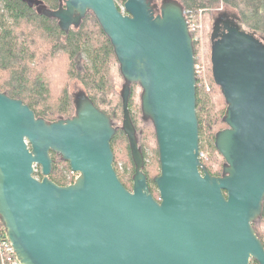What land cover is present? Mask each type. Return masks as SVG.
<instances>
[{
  "label": "water",
  "instance_id": "95a60500",
  "mask_svg": "<svg viewBox=\"0 0 264 264\" xmlns=\"http://www.w3.org/2000/svg\"><path fill=\"white\" fill-rule=\"evenodd\" d=\"M42 11L66 32L92 12L109 38L134 173L129 189L113 164L116 127L85 91L73 116L52 121L0 91V223L20 263L264 264L254 227L264 207V41L224 13L213 21L211 72L227 125L214 135L224 164L213 175L200 152L194 42L179 0H60ZM133 83L157 141L158 199L130 116ZM52 152L78 173L71 183L50 178Z\"/></svg>",
  "mask_w": 264,
  "mask_h": 264
},
{
  "label": "trees",
  "instance_id": "16d2710c",
  "mask_svg": "<svg viewBox=\"0 0 264 264\" xmlns=\"http://www.w3.org/2000/svg\"><path fill=\"white\" fill-rule=\"evenodd\" d=\"M125 1L116 0L118 7L122 8ZM179 1L186 12H198L200 10L207 12L209 52L213 21L220 13L236 18L243 29L255 34L264 41V0ZM59 3L60 0H0V75L5 76L4 78L0 76V91L6 92L10 97L21 99L29 105L36 116L52 121L67 118L72 114L71 109L74 108L68 86L71 79H77L94 104L106 112L112 121L113 116L106 107L111 106L116 110L120 109L121 120L122 102L118 95L116 108L113 106L112 84L122 81V76L109 38L92 12H88L77 26H72L67 32L63 30L56 18L48 16L42 11L43 6L50 10H56ZM221 4L223 9H218L216 14L215 12L213 14L209 12L212 8ZM194 45H196L195 42ZM194 50L196 54L195 46ZM49 67L52 68L50 77L56 80L55 83H50L45 78L47 75L45 69L47 70ZM39 68L41 72H38ZM208 77L212 86L211 92L205 90V87L197 82L196 111L201 143L205 141L204 144L208 143L211 148L207 160H203V162L209 171L217 172L221 169L222 157L213 144L215 131H217L214 126L218 123L219 118L223 117L226 102L220 87L213 80L209 58ZM135 87L139 90L141 88L137 83L132 84L128 103L129 110L132 109L136 97ZM53 89L57 95L55 97H52ZM215 96L218 97L217 100ZM136 109L141 113L139 105ZM130 116L139 143L134 117L131 113ZM220 125L222 126L218 128L226 126L224 122ZM119 129L111 139V147L113 149L117 135L124 137L130 169L126 171L128 174L120 173L116 159H114V167L122 183L131 189L134 163L128 138L123 130ZM150 130L155 142L156 167L160 168L158 146L151 122ZM143 136H145L144 143L149 145L151 136L148 133ZM118 141H121L120 138H118ZM52 156L53 168L50 178L60 185L71 183L74 179L68 181L61 171L64 169L59 171L56 167L54 157L58 156L61 159L60 156L54 152H52ZM150 164L151 166H148L149 164L145 162L144 158L143 171L147 175L150 190L154 197L158 199L159 193L153 182V175L158 174L160 169H157L155 174H151L152 162ZM214 164L218 168L214 169ZM66 168L71 169L69 164ZM37 169L35 176L41 178L40 167ZM261 216L264 218V208ZM260 238L264 244V238L262 236ZM252 264L257 263L253 261Z\"/></svg>",
  "mask_w": 264,
  "mask_h": 264
},
{
  "label": "rangeland",
  "instance_id": "374dc122",
  "mask_svg": "<svg viewBox=\"0 0 264 264\" xmlns=\"http://www.w3.org/2000/svg\"><path fill=\"white\" fill-rule=\"evenodd\" d=\"M155 2L158 5H160L161 0H155ZM218 9H223L222 4L217 6V7L212 8L209 12L210 13L212 12V14L215 12V14H216L218 12ZM187 14L190 17V19L192 20V22L196 25V30H195L194 34H197L199 36V40L194 41L196 43V45H194L196 47L195 57L199 56V55H203L204 58L206 59V64H207V69H208V58L210 59V52L208 49L209 48L208 18H207L208 14L206 11H203V10H200L198 12L192 11V12H188ZM37 44H38V42H37ZM210 46H211V43H210ZM45 64H47V63H45ZM51 69H52L51 67H49L47 70L45 69L46 74H47L45 76V78L50 83H55L56 80L54 78L50 77ZM38 72H41L40 68L38 69ZM0 76L2 78L5 77L3 74H1ZM122 84H123V78H122V81H117L114 84H112V87H113L112 92L114 94L112 99L114 101L113 106H115V108H116V103L118 102L117 99L119 97L121 99L120 90H121ZM208 88L209 89L205 88V90L211 92L212 86H211V82H210L209 77H208ZM81 89L84 90V87L77 79H71L69 81L68 90H69V94L71 95V100L73 99V93H75ZM138 91H139V96H138ZM140 93H141V88L139 90L137 87H135V96L136 97H135V100L133 102V106L131 107L132 109H130V113L134 117L133 120H134L136 129H137V132H138L139 146L142 148V151L144 153L145 162H147L149 164L148 166H151L150 163L152 162L151 174H155L157 172V169L159 170L160 168L156 167L157 158H156V151H155V142H154V138H152L153 134H152V131L150 130V122L148 120H144L142 117V112L139 113L138 109H136V108H138V105H139L140 110H141ZM118 95H119V97H118ZM55 96H57V95L55 94L54 89H53L52 90V97H55ZM138 99H139V102H138ZM217 99H218V97H216V100ZM213 100L216 101L214 98H213ZM121 102H122V99H121ZM106 108L108 111H110V113L113 116V122L117 126V130H116V132H117L118 130H120L118 127H120L122 124V104H121V120H120V109L116 110V109H114V107H111V106H107ZM73 111H74V109H71L72 114H73ZM219 115H220V112H219ZM119 120H120V122H119ZM220 121H221V123H220ZM222 123H223V120L221 117V118H219L218 123L214 126V129L217 128L216 130L218 131V130L227 126L226 125L222 128H218V127L222 126V125H220ZM145 133H148L151 136V142L149 145L144 143L145 136H143V135H145ZM118 138H120L121 141H118ZM115 140L116 141H114L113 149H112L114 159H116L118 171L125 175V174H128V172L126 173V171L128 169H130L127 150H126V143H125L126 141L124 140V137H122L121 135H119V136L117 135ZM202 141H203V139H202ZM141 142H142V144H141ZM204 142L201 143V138H200V144H201V150L200 151L203 153V154L201 153V156L203 155V160L206 161L207 157L209 156V149L211 151V148L208 145V143L204 144ZM54 162H56V167L59 169V171L61 169H64L61 171L63 172V174L65 175V177L68 181L74 179L78 175L77 172H73L71 169L68 170L66 168L68 163L63 161L62 159H59L58 156L54 157ZM113 163L115 166V160L113 161ZM222 163H223V157H222L221 164ZM38 167L39 166L36 167V170H38L37 169ZM213 168L216 169L218 167L214 164ZM158 174L153 175V177L158 175ZM254 227L256 228L259 235L264 238V218H263V216H261L258 220H256L254 222Z\"/></svg>",
  "mask_w": 264,
  "mask_h": 264
},
{
  "label": "built area",
  "instance_id": "2783aa9c",
  "mask_svg": "<svg viewBox=\"0 0 264 264\" xmlns=\"http://www.w3.org/2000/svg\"><path fill=\"white\" fill-rule=\"evenodd\" d=\"M187 13L188 12L185 11L189 29L192 34L193 42L196 40L198 41L199 36L197 34H194L196 30V25L192 22V20L190 19ZM194 70H195L197 82H199L200 85L204 86L206 89H209L208 69H207L206 59L204 58L203 55H199L195 57ZM0 264H21L19 259L15 255V252L11 246L10 241L6 237L2 224H0Z\"/></svg>",
  "mask_w": 264,
  "mask_h": 264
},
{
  "label": "flooded vegetation",
  "instance_id": "af4514ba",
  "mask_svg": "<svg viewBox=\"0 0 264 264\" xmlns=\"http://www.w3.org/2000/svg\"><path fill=\"white\" fill-rule=\"evenodd\" d=\"M222 29V28H221ZM132 86V85H131ZM79 91H84V90H79ZM78 92V91H77ZM77 92H75V93H73V99H74V95L77 93ZM73 99H72V103H73ZM73 108H74V103H73ZM75 114V108H74V111H73V114L72 115H70L69 117H71V116H73ZM144 120H148V119H144ZM150 121V120H149ZM114 123V122H113ZM114 126L116 127V130H117V126L114 124ZM118 128H121V126L120 127H118ZM116 132V131H115ZM114 136V135H113ZM199 141H200V136H199ZM213 144H214V140H213ZM138 145H139V143H138ZM199 145H200V150H201V144L199 143ZM141 148V147H140ZM142 150V149H141ZM143 152V151H142ZM201 152V151H200ZM202 153V152H201ZM203 154V153H202ZM144 156V155H143ZM202 162H203V155H202ZM204 163V162H203ZM223 164H224V159H223V163H222V166H221V169L220 170H218L217 172H212V171H209L211 174H213V175H221L222 174V167H223ZM134 173V172H133ZM133 176V175H132ZM264 208V207H263Z\"/></svg>",
  "mask_w": 264,
  "mask_h": 264
}]
</instances>
